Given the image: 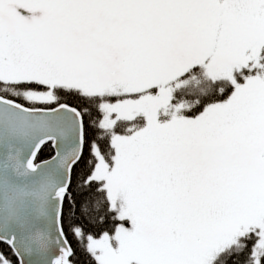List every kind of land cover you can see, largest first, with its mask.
Returning a JSON list of instances; mask_svg holds the SVG:
<instances>
[{
    "label": "snow or ice",
    "instance_id": "obj_1",
    "mask_svg": "<svg viewBox=\"0 0 264 264\" xmlns=\"http://www.w3.org/2000/svg\"><path fill=\"white\" fill-rule=\"evenodd\" d=\"M0 245L264 264V0H0Z\"/></svg>",
    "mask_w": 264,
    "mask_h": 264
},
{
    "label": "trees",
    "instance_id": "obj_2",
    "mask_svg": "<svg viewBox=\"0 0 264 264\" xmlns=\"http://www.w3.org/2000/svg\"><path fill=\"white\" fill-rule=\"evenodd\" d=\"M38 155H39V159H42V160L49 158L51 155H53V149L51 148V145L48 144V145L42 146L40 153ZM85 166H86L85 164H81L79 170H83ZM75 179L76 177L74 176L73 189H75ZM77 199H79V197H77ZM0 248H4V246L0 245ZM4 250L7 251L6 248H4ZM76 261H77V264H93L91 258L79 249H77Z\"/></svg>",
    "mask_w": 264,
    "mask_h": 264
}]
</instances>
